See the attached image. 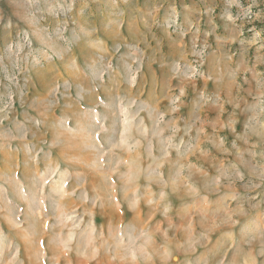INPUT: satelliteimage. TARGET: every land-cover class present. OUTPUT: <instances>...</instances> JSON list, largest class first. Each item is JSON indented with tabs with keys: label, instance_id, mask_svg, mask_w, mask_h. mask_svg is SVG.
Wrapping results in <instances>:
<instances>
[{
	"label": "rangeland",
	"instance_id": "rangeland-1",
	"mask_svg": "<svg viewBox=\"0 0 264 264\" xmlns=\"http://www.w3.org/2000/svg\"><path fill=\"white\" fill-rule=\"evenodd\" d=\"M0 264H264V0H0Z\"/></svg>",
	"mask_w": 264,
	"mask_h": 264
}]
</instances>
